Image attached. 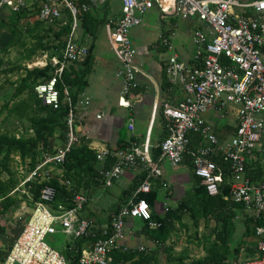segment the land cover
<instances>
[{"label":"built area","instance_id":"built-area-1","mask_svg":"<svg viewBox=\"0 0 264 264\" xmlns=\"http://www.w3.org/2000/svg\"><path fill=\"white\" fill-rule=\"evenodd\" d=\"M157 6L161 14L178 13L183 17H196L206 28L194 30V54L190 64L172 54L162 64V70L170 85L179 86L184 93L176 104L164 102L166 136L158 145V162L151 155L150 133L142 144L131 142L125 149L103 150L96 153L97 161L113 160L109 169L101 167L100 175L105 185L120 179L125 169L141 167L145 176L128 202L111 211L104 225L81 216L88 197L75 193L72 206L56 203V188L45 184L38 200L12 242L2 264H68L66 257L52 248L47 235L61 232L72 238L93 237L88 250H83L78 264H114L112 250L127 251V220L140 219L149 229H157L159 223L152 220L149 203L140 194L149 193L151 179L161 174L159 163L166 160L178 166L190 157L192 171L201 179L209 196L220 193L224 182V168L215 162L220 159L228 165L230 194L226 199L240 204L242 211L252 218L257 238L254 256L238 258L232 264H264V176L254 181L249 172L253 163L264 168V0H121V16L113 27V42L118 46L120 66L115 77L121 81L118 105L130 107L128 96L136 85L139 69L135 64L137 50L130 32L142 22L145 13ZM35 11L36 19L59 29L66 26L61 59L44 55L42 62L33 67L43 68L50 63L52 76L38 82L34 88L36 98L54 110L62 101L68 103L67 138L59 151L43 154L40 164L26 181H45L44 168L53 163L61 165L71 147L78 144L75 108L71 103L70 89L62 76L69 64L80 63L88 55L87 47L78 43L77 32L83 16L89 12L84 0H0V18L7 12ZM161 45L172 49L162 37ZM63 86L61 101L58 84ZM89 100L85 98L84 105ZM235 115V123L220 124V120ZM101 115H97L100 118ZM227 127L234 130L229 132ZM226 128V129H225ZM128 129L133 131L131 121ZM222 134H217V131ZM196 136V146L190 148L191 137ZM43 174V175H42ZM62 182V181H61ZM109 182V183H108ZM62 184L71 189V182ZM57 226L59 228H57ZM157 242L136 246L139 252L151 250Z\"/></svg>","mask_w":264,"mask_h":264},{"label":"rangeland","instance_id":"rangeland-1","mask_svg":"<svg viewBox=\"0 0 264 264\" xmlns=\"http://www.w3.org/2000/svg\"><path fill=\"white\" fill-rule=\"evenodd\" d=\"M90 12L94 13V10ZM181 16L177 14L170 17L160 13L156 16L144 18L141 27H146L149 24V20L159 25L164 24L163 26H170V22L175 23L181 29L178 48L184 54V58H188L189 55L194 53V27L188 28L187 25L186 27L182 26L181 20L183 16ZM189 18L194 20L195 25H199L196 17L190 16ZM6 23H12V26L16 29V35L12 39L9 30L4 28ZM179 29L177 33H179ZM54 31H57V26H50L36 19V12L33 10L25 11L24 16L19 20L13 18V13L9 12L1 17L0 134L22 135L27 140L33 137L31 119L38 115V106L35 104L36 98L31 90L24 91L18 96L14 95V90L19 86L21 76L24 74L25 69H28V66L33 67L35 63L42 62L41 59H43L44 55L48 54L47 56L49 57L51 51H45L44 46L52 39ZM79 31L77 32V36ZM85 42L91 44L92 39L87 36ZM96 42H101V44L103 42L104 46L108 47L109 52L112 51L117 55L118 46L113 42V30L109 25H103L102 29H99ZM173 44H175V41H173ZM150 51L154 52V49L151 47ZM168 56L167 52L162 54L163 58H168ZM184 61L186 62V59ZM180 92L184 97V93ZM226 122L234 124L235 115L230 114L227 118L220 120L219 123L223 124ZM58 139V134L49 139V152L44 151L43 153L40 149L37 151V165L40 164V157L43 154H53L54 151L61 149L63 141H57ZM30 163L31 160L28 156L22 159L19 155H14L8 163L9 172L3 171L0 166V182L6 184L8 187H12L10 195H15L17 198L16 202L6 212H2L4 202L0 198V264L3 263L12 242L27 222L28 215L34 206V195L25 189V179L28 178V174L32 171ZM169 166L168 162L164 160L161 167H159L162 177H167L169 173L173 172L175 175L176 170H182L181 173H185L188 177L190 175L187 167L179 166L173 171ZM42 173H45L42 175L46 178V181L53 177H56L59 181L64 180L62 178V167L53 163L47 165ZM39 180L42 181L41 178ZM133 182L134 184L138 182V178ZM105 184V179L100 175L98 186L85 187L86 189H91L92 193L97 192L96 197L98 196V198L92 197L93 199L88 204V211L84 214H88L90 210V215L93 217L91 219L98 223L107 218V213L109 214V211L118 202L119 198H123L125 201L128 199L123 194L121 196L123 189L127 188L123 178L118 180L116 184L113 179L107 187L104 186ZM173 188L176 189L174 202L168 204L166 196H171L174 193ZM191 188L192 182L188 183L186 180H182V183L172 181L167 186L165 185L164 188L161 186L155 187V190H157L156 212L164 215L167 209L177 207L185 192L191 190ZM86 189L82 190L85 194ZM81 214L84 215L83 211ZM134 220L131 229L128 226L126 227L127 239L133 238V235L129 233L130 231H137L144 224L140 219ZM252 224L253 220L247 214L243 211L236 212L234 231L228 240L230 253L228 254L226 264H232L241 257L254 256V250H252L253 242L248 240L250 236L248 229H250ZM57 228L59 227L57 226ZM214 228L220 229L221 227L217 226L211 217H192L187 213L183 215L181 221L173 222L166 239L163 242L158 241L155 246L151 247V250L143 252V257H150L149 264H192V262H196L197 260L206 259L208 255L207 249L214 242ZM136 236L135 234L134 238L138 240L139 235ZM140 237L145 240L144 235ZM45 241L52 248L63 254L73 244L72 237L61 232L47 235ZM140 241H138V246L141 245Z\"/></svg>","mask_w":264,"mask_h":264},{"label":"trees","instance_id":"trees-1","mask_svg":"<svg viewBox=\"0 0 264 264\" xmlns=\"http://www.w3.org/2000/svg\"><path fill=\"white\" fill-rule=\"evenodd\" d=\"M24 14L25 11L14 13L13 18L19 20ZM88 18L90 17H88L87 13L83 16L82 22H86ZM4 26V28L9 30L11 39L14 38L16 35V29L12 26V23H6ZM66 33V26H62L57 31L53 32L52 39L44 46L45 51H51L49 58L57 56L61 59L63 37ZM91 63L90 56L88 55L83 62L82 68L75 69L74 66L71 65L69 67L70 69H68L69 71L66 68L63 72L62 80L70 89L72 105L76 104L78 95L83 92L84 88L87 86L85 77L90 72ZM53 71L54 67L50 63H47L43 68L34 67L32 69H25L24 74L20 79L19 86L14 90V95L18 96L22 94L24 90H31L34 94V86L40 81L48 80L52 76ZM169 87L170 85L167 86V82H164V88L168 89ZM58 89L60 90L62 101L63 86L60 83L58 84ZM34 97L36 98L35 94ZM35 104L38 106V115L31 119V130L33 131V137L31 139L27 140L22 135L0 134V166L3 171L9 172L8 163L14 155H19L22 159L28 156L31 160L30 169L33 170L38 162L37 151L40 149L43 153L44 151L49 152L50 138L55 137L58 134L59 139L63 141V144L66 141L68 132V103L62 101L57 110L44 106L37 98ZM162 112L163 107L161 109V120L165 125V118ZM227 130L232 132L234 129L232 127H227ZM125 134V130L122 129L120 131V138L117 145L111 150L117 151L125 149L131 143L125 142ZM217 134L221 135L222 133L218 130ZM163 136H166L165 132ZM197 142L198 138L192 136L190 148L196 146ZM159 153L160 149L157 146L153 151V158L156 162H158ZM113 162L114 161L111 159H106L103 166L104 169H109L113 165ZM215 162L224 168L225 183L221 186L219 195L209 196L207 194L204 186L201 185V179L196 177L192 171V164L188 155L185 157V164H187L191 170L192 188L185 192L184 197L181 199L177 207L167 209L165 214L161 217L154 210L157 199V190L153 188L149 193L140 194L139 197L145 199L149 203L152 209V220L158 222L159 227L157 229H149L147 223L144 222L138 233L143 234L145 239L149 242H163L168 236V232L170 231L173 222L181 221L183 215L189 213L192 217H211L216 225L221 228L213 229L214 242L207 249L208 255L206 259L197 260L196 262H192V264H226L228 254L230 253L228 240L234 231V218L236 217L237 211H242V206L226 199L230 194V187L227 183L230 176L228 165L220 159H215ZM96 165L97 158L95 151L89 147V141L84 137H81L79 143L73 145L70 151L66 153L64 162L61 165H58L63 169V181L69 180L71 182L70 190L67 189L66 185L62 184L63 181H59L56 177L41 182H38L37 180L26 181L25 189L30 191L34 195V200L37 201L41 187L45 184L52 185L57 191L55 202L58 204L62 203L66 207H71V199L75 193L80 192L81 189H86L85 187L99 185L100 173ZM253 166L254 169L249 172V176L252 180L257 181L264 176V168L259 166L256 162L253 163ZM141 180L142 179H138V182H136L135 185H139ZM12 189V187H8L6 184L0 182V198L4 202L2 212H6V210L11 208L17 200L15 195H10ZM131 189L123 192L124 197L128 198L125 204L131 197ZM258 224H264V222L259 221ZM248 230L251 235L254 232L253 226ZM94 239L95 238L91 236L75 239L73 246H69L64 254L69 260V264H78L84 243L86 241L93 242ZM110 254L113 257L114 264H149L150 262V257H143V252H139L135 249H128L127 251L117 249L112 250Z\"/></svg>","mask_w":264,"mask_h":264},{"label":"crops","instance_id":"crops-1","mask_svg":"<svg viewBox=\"0 0 264 264\" xmlns=\"http://www.w3.org/2000/svg\"><path fill=\"white\" fill-rule=\"evenodd\" d=\"M84 1L89 6L88 17L90 18H88L86 22H82L77 39L79 44L87 47L88 55L90 56L92 63L90 72L85 77L87 86L84 88L83 92L78 95L77 102L74 105L75 132L80 137H84L89 141V147L93 149L95 153L103 150L113 149L117 145V142L120 138V131L122 129L126 132L124 135L125 142H135L139 145L143 143L146 134L150 133L151 155L153 158L154 149L163 139L164 132L166 133L165 125L161 120V109L164 105V102L174 105L180 98L183 97L180 92L182 89L179 86L170 85L166 80L162 70V64L168 58H163L162 54L165 52H167L169 56L176 54L178 55L180 61L184 62L185 64H190L194 53L189 55L188 58H184V54H182L178 48L180 37L179 34L181 29H179V27L173 22H170V26H163L164 24L159 25L158 23L151 22L149 20V24L146 27H141L144 18L160 14L159 8L157 6L148 10L142 17L141 24L137 27H134L130 32L131 40L137 50L135 64L139 69L136 85L133 88L131 94L128 96V100L131 105L130 107L119 106L118 99L121 91V81L115 77V73L120 66V58L118 54L116 55L112 51L109 52L107 49L108 47L104 46L103 42L102 44L101 42H96V39L98 31L99 29H102L103 25H109L113 29L115 23L121 16V0ZM91 10H94V13H91ZM177 14L178 13L170 12L166 15L173 17ZM196 20L199 22V25H195L194 20L189 17H182L181 25L185 27L187 25L188 28L194 27V30L198 28H206L197 18ZM178 29L179 33H177ZM87 36L92 39L91 44H87L85 42ZM162 37L169 41L172 49H168L161 45ZM173 41H175V44H173ZM151 47L154 49V52L150 51ZM47 59L50 58L47 56ZM184 59H186V62ZM83 62L84 61L80 63L69 64L67 66V70L70 69L69 67L71 65H73L75 69H80L83 67ZM164 82H167V86L170 85L168 89L164 88ZM85 98L89 100L88 105H84ZM97 115H101V117L97 118ZM131 121L134 125L133 131L128 129V125ZM57 141L61 140L58 139ZM163 162L164 160L159 163V167H161ZM104 164L105 162L102 163V161H97L96 167L100 169L104 166ZM179 166L187 167L190 173L189 177H191V170L189 166L185 164V161L178 166L170 165L169 167H171V169L174 171L175 168ZM181 171L176 170L175 175L173 172L169 173L167 177H162V174H160L158 177L152 178L151 189L157 186L164 188L165 185L167 186L172 181H178L179 183H182V180H186L189 183L191 178H189L185 173H181ZM144 176L145 172L141 170V167L123 170V174L118 180L123 178L127 188L123 189L121 196L125 190H130L131 187L132 196L133 192L138 186L135 185L133 181H135L136 178L143 179ZM118 180H115V184L118 182ZM82 190L83 189H81L80 193H83ZM173 190L174 193L171 196H166L168 204L174 202L176 189L173 188ZM85 192L86 194H84L87 195L88 202L82 210L83 214L88 211V204L93 199L92 197H96L97 193H92V190L89 188H87ZM96 198H98V196ZM124 201L125 199L119 198L118 202L109 211V214L111 211H114V209L124 205L127 200L125 202ZM156 205L157 200L155 202L154 210L156 209ZM109 214L107 213V215ZM159 215L161 217L163 216L161 214ZM81 216L88 219L93 218L90 215V210L88 214H81ZM106 221L107 218L100 221V223H96L101 226L104 225ZM134 221L135 220H127V226L130 229L132 228ZM242 221L245 222L244 220ZM253 225L254 223L251 226ZM140 229L141 228L137 229V231L129 232L133 235V238L126 239V244L129 245L131 249L136 248V246H138V241L142 239L140 236H143V234L137 233ZM135 234L137 236L139 235L138 240H135ZM248 240L253 242L252 250H254L257 241L254 232L249 236ZM72 241L74 244L75 238H72ZM142 241H140L141 245L149 243V241L146 239L144 240V238ZM73 244H71L70 247H72ZM90 245L91 242L86 241L82 247L81 253L83 250H88ZM66 260L69 264L67 257Z\"/></svg>","mask_w":264,"mask_h":264}]
</instances>
